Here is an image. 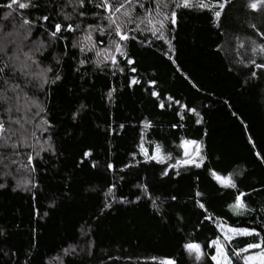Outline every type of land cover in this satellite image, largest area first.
I'll return each mask as SVG.
<instances>
[{
    "label": "trees",
    "instance_id": "obj_1",
    "mask_svg": "<svg viewBox=\"0 0 264 264\" xmlns=\"http://www.w3.org/2000/svg\"><path fill=\"white\" fill-rule=\"evenodd\" d=\"M143 2L156 8L155 0ZM250 2L230 0L219 27L206 9L169 3L164 11H176V25L168 23L165 31L171 50L150 31L129 32V40L122 43L135 64L127 66L117 56L119 67L125 69L121 73L110 61L97 68L91 62L98 59L94 52L85 56L72 47L74 40L84 39L88 24H107L96 15L105 14L102 9L85 0V7L78 9L85 15L73 14V20L64 21L61 13H73L68 0H32L35 6L26 10L16 5L8 9L11 0H0V37L6 34L11 45L7 50L0 43V67L19 65L9 57L19 38L23 43L28 26L20 25L27 18L34 26L28 46L18 54L25 59L23 53L43 42V55L33 51V58L42 68L53 69L43 91L32 85L25 89L46 110L33 122L46 118L52 125L43 133L32 127L38 139L29 142L36 150V142L44 143L50 136L51 149L36 156L26 148L20 151L19 163L12 165L21 169L15 177L4 179L0 173V184L5 185L0 188V264H162L165 259L174 264H215L211 241L221 237L219 222L260 233L225 243L233 264H244L246 252H235L247 243H261L264 249V68L252 64L264 63V53L252 51L253 41L264 45V7L254 11ZM136 14L142 16L144 10L137 8ZM43 16L49 20L36 19ZM78 22L81 30L63 31L68 23ZM55 23L62 24L64 38L51 43L44 27L54 31ZM92 36L98 49L109 46V37L99 32ZM80 59L88 62L81 67ZM131 67L137 71L132 73ZM56 73L61 79L51 83ZM133 77L140 83L129 87ZM4 87L0 81V91ZM6 107L0 104V113ZM35 111L31 109L28 117ZM146 122L151 127L145 129ZM182 140L199 143L204 157L200 168L177 163L184 159ZM156 145L171 158L157 163L141 152L143 146L152 154ZM86 152L91 155L85 157ZM32 153V165L27 166V154ZM212 171L230 175L237 188H224ZM18 179L30 181L28 190L17 186ZM240 193L247 194L246 208L234 210L231 206ZM187 243L201 245L200 260L184 248Z\"/></svg>",
    "mask_w": 264,
    "mask_h": 264
},
{
    "label": "snow or ice",
    "instance_id": "obj_2",
    "mask_svg": "<svg viewBox=\"0 0 264 264\" xmlns=\"http://www.w3.org/2000/svg\"><path fill=\"white\" fill-rule=\"evenodd\" d=\"M156 2V8L153 9L151 7H145V3L143 0H87L88 4H92L94 7L98 9H102L105 14L101 15L100 13H97V17L101 21H106V25H102L100 23H97L95 25L88 24L86 29H83L84 32V39L83 40H74L72 43L73 48H79V51L81 54H84L86 56L87 52H94L95 56L98 58L96 60L91 61L96 65L97 68L101 67L102 65H107V63L110 61L111 65L116 68L117 71L123 73L125 71L124 68L119 67V61L117 60V56L123 57L126 61L127 66H131L135 64V61L133 59H129L126 52V45L122 42H125L129 40V32H135L140 31L141 34L145 30L150 31L152 36L156 37L157 39L165 40L166 43L169 44L170 50H171V43L165 38V31L167 30V24L171 23L173 27L176 25V11L172 10L171 12H165L164 9L167 8L169 3H172L175 5V8H192L196 7L199 9H206L210 12H212V15L214 17V23L217 27H219V20L220 17L224 11V8L227 3L230 2V0H222V2L218 3H212L211 0H195V3H193V0H155ZM68 4L72 6L73 13H61L63 15L64 21H71L73 20V14L83 17L85 14L83 12L78 11L79 8L85 7V0H68ZM16 5L20 10H26L29 7H34L35 5L32 4V0H27V2H21V0H11V3H8L6 7L8 9H13V6ZM248 7L254 11L259 10L261 7H264V0H251ZM143 9L144 14L142 16L136 14V9ZM219 10H215V9ZM123 10V11H122ZM120 14V15H117ZM8 15H11V13L6 14L5 18H7ZM37 20H43L48 21V16L43 17H37ZM145 25V28H141V25ZM129 25H135V27L129 28ZM25 26H28L27 29H25L23 39L27 40L28 37L31 34V29L34 26V22L23 18L22 23L20 25L21 28H24ZM41 27H44L43 24L40 25ZM54 31H49L47 27H44V32L47 33L49 40L51 43H55L58 39H63L64 37L61 35L62 33V24L61 23H55L54 24ZM77 30H81V23H68L66 26L63 27L64 32H76ZM93 32H99L100 36H107L109 37V46L104 49H98L96 46V42L93 41ZM113 37H116L118 39H114ZM131 39H136L135 36H132ZM87 41V43H85ZM12 43H15V41H12ZM102 43V41H101ZM253 44L255 45L252 49L253 53H256L257 51L264 53V45H256L255 41H253ZM43 50L45 49V45L43 42H39L38 47H36L34 50H30L29 52L23 53L25 59L24 61L20 62L19 65L15 63H5L3 67H0V81H3V84L5 87L2 91H0V104L7 105V107L4 109L5 113L8 114V120L5 122L3 119H0V150H11L10 152L0 151V165H4V167H10L11 165L18 164L19 161L15 159L14 157H17L20 155L19 148H32L35 150V145L31 144L29 141L30 139H38L36 137L35 132H29L28 128L25 127V125H30L32 122V119L35 117L41 116L42 113H45V108L42 106L41 103L37 102L34 99H30L27 96V93L25 92V89L28 88L29 85H32L34 88H36L37 91H43L44 86L49 83V77L48 73L53 72L52 67H41L40 63L33 58V51L36 53H39L40 55H43ZM172 57L169 56V59ZM10 61L19 60V55L17 52L14 51L13 55L9 57ZM60 60L56 59V64H60ZM88 62L86 59H80L79 65L81 67L84 66V64ZM252 64H254L256 69H262L264 68V63H257L255 60L252 61ZM80 68H77L76 71H79ZM130 71L132 73H135L137 69L135 67H131ZM17 73L19 76L17 77ZM115 74V72H113ZM251 76L255 78L257 76V73L253 71L251 73ZM16 79H21L22 83L15 82ZM61 79V75L59 73H56L54 75V78L51 79V83H55L56 81H59ZM11 81V82H10ZM140 81L133 77L130 80L129 87L132 85L139 84ZM155 83L154 81L152 82ZM115 89L113 88L110 90L107 94L109 100H111L113 92ZM12 92L15 93V100L19 101L20 94H24V98L28 103L24 106L23 113H21V107L17 103L15 106L10 103V101L13 100L12 96H9L8 93ZM151 95L153 97H157L158 93L152 92ZM169 99H171L169 97ZM178 104L179 101H176ZM164 103L161 101L159 107L161 109L164 108ZM15 107V111L17 113H21L20 116L13 119L12 118V112L13 108ZM85 106L81 104L80 109L82 110ZM184 107V106H181ZM31 109H36V111L33 113L32 118H28V113L31 111ZM189 112L195 113V109H188ZM79 114V110L77 113L73 114V119L76 118V116ZM179 115V113H177ZM199 115L198 113H196ZM180 119L183 120L184 116L180 115ZM7 123V127L5 126ZM197 123H200V120H197ZM12 125H17L16 128H13ZM41 132H47L52 125L46 118H42L40 120V123L38 125ZM123 125H121V128ZM151 127L150 123H145L144 128L147 129ZM175 127V125H174ZM51 137L49 136L47 140L44 141V144L47 145V147H44L41 145L40 151H48L51 149V143H50ZM249 143H252L251 139H249ZM190 145H196V155L194 156L193 153L189 151ZM179 147L183 148V155L184 159L177 161L178 164L183 165H193L196 168H200L202 166V162L204 160V157L202 155H199L200 148L195 140H182ZM141 152H143L147 156V150L141 146ZM162 148L160 145H156L155 147V154L150 156V160H155L157 163H161L164 161V159H170L171 156H163L162 154ZM40 152H36V156H39ZM85 157L90 156V152L84 153ZM257 156L259 157V153H257ZM5 161H8L7 164H5ZM33 162V156L31 154H27V166H31ZM264 162V160H262ZM95 167V165H93ZM113 166L111 164L108 165V168L111 169ZM19 171V169H17ZM31 171H35L34 167H31ZM6 175L9 173H5ZM164 175H167V172L164 173ZM212 177L220 183L224 188H231L236 189L237 185L233 181L232 177L229 175L227 177H222L215 171L211 172ZM30 181H24L23 187L25 190H28V184ZM18 186H20L18 182ZM5 187L4 184H0V188ZM35 187V185H33ZM109 192H111V189H109ZM105 195H108V193H105ZM197 196H200L201 193L197 192ZM247 195L246 193H240L235 197V204L231 207L234 210L244 209L246 208V205L243 202V197ZM175 199V197H173ZM155 204V202H153ZM198 206L203 209L204 204L197 201ZM105 207H110V205L105 204ZM237 214H243L240 211H237ZM46 216L47 213H44ZM205 219H210V217H205ZM218 227H222L219 226ZM227 232L235 234V236L240 237H250V236H259L260 233L255 232L254 230H249L246 228H228ZM0 235H3V232L0 231ZM225 241L231 242L234 239L233 235H224ZM211 245L215 246L216 249V255H213L211 259L215 261V264H233V261L230 259L229 253L225 250V248L221 245L219 239H215L211 241ZM184 248L191 254L196 253V259L200 260L201 256L203 255L201 250V245L199 243H187L184 245ZM261 248V243H247L245 247H242L240 249V252H235L237 256L240 255L241 252H248L250 249H258ZM68 250H65L67 254ZM259 260V264H264V250L261 251L259 254V257H244V264H254L256 260ZM162 264H174V261L171 259H165Z\"/></svg>",
    "mask_w": 264,
    "mask_h": 264
},
{
    "label": "rangeland",
    "instance_id": "obj_3",
    "mask_svg": "<svg viewBox=\"0 0 264 264\" xmlns=\"http://www.w3.org/2000/svg\"><path fill=\"white\" fill-rule=\"evenodd\" d=\"M123 11V10H122ZM19 43H20V41H21V38H19ZM7 42H8V38H7V35L5 34V36H3V37H0V43H1V45H2V47L3 48H5L6 47V49L7 50H9L10 49V44L9 45H7ZM19 43H15L14 45L16 46L15 47V52H17V54L18 53H20L21 51H20V49H21V47H23L24 45L25 46H28L27 44H26V40H23V43L20 45ZM20 45V46H17V45ZM35 47H37L35 44H34V46H32V50H34L35 49ZM13 47H11V49H12ZM12 51V50H11ZM13 51V52H14ZM20 51V52H19ZM22 53V52H21ZM19 56H21V58H22V61H24V58L22 57V55H20V54H18ZM18 63H20V62H22V61H20V59L19 60H16ZM8 95L9 96H12L13 97V100L12 101H10V103L11 104H13L14 106L18 103L19 104V106L21 107V113H23V110H24V105L21 103V102H23L24 101V94L22 93L21 94V96L22 97H20V99H19V101H16L15 100V93H12V92H9L8 93ZM21 113H17L16 111H15V107L13 108V112H12V118L13 119H15V118H17L18 116H20L21 115ZM28 115V114H27ZM32 115L33 114H31L30 113V116L31 117H28V118H32ZM36 118H38V117H35L34 119H36ZM0 119H3L5 122H7V120H8V114H6L5 113V111H3L2 113H0ZM34 119H32V122H31V124L30 125H25V127H27L28 128V130H29V132L31 133L32 131H31V129H32V127H35V129L38 131V132H40L41 133V130H40V128L38 127V125H39V123L37 122V123H34L33 121H34ZM41 120V119H40ZM34 123V124H33ZM38 124V125H37ZM6 127L8 126L7 125V123H6V125H5ZM12 127L13 128H16L17 127V125H12ZM31 127V128H30ZM198 144V146H199V148H200V152H199V155H201V147H200V145H199V143H197ZM41 145H43L44 147H47V145H45L43 142H36V147H38V149H36L34 152L36 153L37 151H39L40 152V148H41ZM24 149H26V148H19V152L20 151H23ZM144 149H146L147 150V156L146 157H150V156H152V155H154L155 154V148H154V152L151 154L150 152H149V150H148V148H146V147H144ZM0 151H5V152H10L11 150L9 149V150H0ZM189 151L191 152V153H193V155L195 156L196 155V145H190L189 146ZM34 153V154H35ZM33 153L31 154V155H34ZM20 156L21 155H19V156H17V157H14L15 159H17V158H20ZM8 163V161H5V164H7ZM17 168L19 169V171L17 170ZM20 167L18 166V167H12V165L10 166V167H4V165H0V173L2 174V176H3V178L4 179H8V178H13V177H15L16 175H17V173H19L20 172ZM5 173H9V174H5ZM18 182H19V184H20V186L23 184V180H20V179H18V180H16V183H17V186H18ZM219 226H222V227H219L220 228V231H221V237L219 238V241H220V243H221V245L225 248V250H226V242L227 241H225V239H224V235L225 234H227V235H233L234 236V238L235 237H237V236H235V234H233V233H230V232H227V229L228 228H230L231 226H229V225H227V224H225V223H223V222H219ZM231 228H235V227H231ZM262 250H264L263 248H258V249H250L248 252H246V257H249V256H252V257H259V254L261 253V251ZM192 254H194V255H196V253H192ZM215 255H216V253H215ZM61 259H62V257H59V258H57V261H61ZM254 264H259V260L257 259L255 262H254Z\"/></svg>",
    "mask_w": 264,
    "mask_h": 264
}]
</instances>
